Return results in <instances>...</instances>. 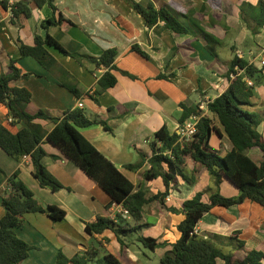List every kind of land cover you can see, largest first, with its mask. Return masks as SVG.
Segmentation results:
<instances>
[{
  "label": "crops",
  "instance_id": "obj_1",
  "mask_svg": "<svg viewBox=\"0 0 264 264\" xmlns=\"http://www.w3.org/2000/svg\"><path fill=\"white\" fill-rule=\"evenodd\" d=\"M15 1L18 0H8ZM25 1L31 11L29 16L12 17L10 8L0 5V74L8 72L10 60H14L21 73L29 74L11 84L30 91L31 100L26 109L31 113L42 109L51 116H62L82 100L81 108L86 116L103 120L108 129L95 123L81 127L80 132L135 185L134 190L142 189L146 197L166 189L161 176L144 178L150 167L148 158L152 155L150 142L154 132L163 125L170 133L177 131L181 104L195 107L220 95L232 79L226 72L228 62L235 55L261 70L260 76L258 73L246 76L253 82L252 102L248 108L257 113L256 128L264 138V66L259 65L264 24L252 33L255 24L246 13L251 11L249 6H244L246 21L240 13L243 2L255 5L259 0H134L151 2L155 8H167L188 26L187 31L181 33L173 32L161 20L147 27L144 18L134 9L133 0H52L71 23L63 21L42 28L41 22L54 14L48 0L40 7L32 0ZM45 32L71 52L99 56L107 48H116L117 69L112 70L116 83L95 95L93 92L104 67H96L87 59L78 60L49 45L46 48L61 69L50 71L32 56L20 54V44L33 45L35 34ZM133 44L144 50L148 58L134 51ZM158 74L166 77H158ZM61 81L76 84L80 96ZM10 118L8 108L0 103V122L4 126L12 132L25 126L23 121ZM214 119L213 124L221 134L212 129L208 143L224 154L232 148V142ZM36 122L45 132L53 126L44 119ZM42 147L46 152L43 164L63 184L56 191L39 184L29 157L16 159L0 147V218L5 213L1 193L8 187V177L14 171H18V177L32 190L39 204L56 205L65 211L64 218L58 220H52L41 211L24 213L22 224L15 231L31 247L18 264H54L60 251L67 257L88 253L90 259L86 264H98L106 253L115 256L119 264H160L165 252L179 237L177 225L184 218L180 210L183 201L199 191L203 192L202 200L208 201L204 190L211 184L209 174L203 165L198 166L187 157L184 172L189 176L196 171L195 180L189 183L176 175L163 197L151 199L144 205L140 220L121 217L127 229L122 235V244L111 229L89 234L85 231L86 222L94 221L97 215L112 218L110 196L46 136ZM140 153L144 158L142 165L126 168L125 164L142 158ZM246 153L256 163L263 159L258 147H251ZM219 191L224 196L239 195V189L226 177H222ZM195 232L222 251L238 257L251 249L264 253V206L250 199L228 207L215 205L202 215ZM139 235L164 242L151 250L156 258L145 252L137 239ZM236 239L244 242L241 249H237ZM216 264H223V260L217 258Z\"/></svg>",
  "mask_w": 264,
  "mask_h": 264
},
{
  "label": "trees",
  "instance_id": "obj_2",
  "mask_svg": "<svg viewBox=\"0 0 264 264\" xmlns=\"http://www.w3.org/2000/svg\"><path fill=\"white\" fill-rule=\"evenodd\" d=\"M40 7L45 0H32ZM48 0L53 10V16L41 22V27L46 28L50 24H60L63 21L71 23L65 15L57 10V7ZM134 9L144 18L147 27H151L158 21H163L165 26L176 33L186 32L188 26L178 20L167 8H155L151 2H131ZM4 9L10 8L12 17L20 14L29 16L31 11L25 0H18L9 4L8 0H0ZM245 5L249 6L246 12L254 22L252 33L256 32L264 24V2L259 0L255 5L243 2L240 6L242 19ZM247 10V9H246ZM54 46L62 53L70 55L78 60L87 59L96 67H104L105 71L97 80V87L94 94L98 95L108 87L116 83V77L112 73L117 69L114 58L117 50L114 47L107 48L99 56H92L83 52H71L66 50L48 32L43 35L35 34L34 44H20L21 55H30L48 70L53 68L61 69L54 57L49 53L46 46ZM132 49L143 57L148 54L136 44ZM244 68L248 76L256 73L260 76L261 70L248 64L244 59L235 55L228 62L227 77L235 73V67ZM70 77L68 72L65 70ZM124 74L134 75L122 71ZM28 73H21L19 68L10 60L7 73L0 74V103L6 105L11 117L14 120L23 121L25 126L16 132L0 122V147L9 155L20 159L28 155L32 164V172L42 187L56 191L63 187V184L45 167L42 158L46 154L42 147L44 136L54 144L68 159L78 165L90 178L110 196L111 203L122 204L129 211V217L133 220H140L144 205L151 199L163 197L170 183L174 182L176 175H181L192 183L195 180V172L189 176L184 172V164L187 157L202 164L210 177L211 184L204 190L208 193V201L202 200L201 191L196 192L192 197L182 203L181 211L184 218L178 223L179 237L171 244V248L165 252L160 264H216V259L221 258L223 264H264V253L260 250L251 249L243 256L238 257L233 253H226L215 246L209 239L196 234L195 227L202 215L208 212L213 206H231L250 199L264 206V138L257 130L259 118L255 111L249 110L253 89L247 86L241 75L231 79L228 87L217 97L206 101L208 114H202L198 105L187 107L181 104L182 112L179 121L183 122L190 115H198L197 131L190 141H181L177 132L170 133L165 125L154 132L150 142L152 155L148 158L150 167L145 171L144 178L152 179L162 177L165 191L146 197L145 192L138 188L118 169V167L100 152L80 132L81 127L95 123H101L107 128L106 123L100 119H91L86 116L81 107L68 109L62 116H51L46 111L38 109L31 113L26 105L31 100V93L25 87L11 84V81L19 77L28 76ZM158 77H166L158 74ZM75 95L80 96L76 84L61 81ZM92 95L94 100L97 98ZM217 119L222 130L232 142V148L224 154H220L212 148L208 139L211 130L221 134L219 128L213 124ZM37 119H44L53 123L52 128L45 132L43 127L36 122ZM108 129V128H107ZM251 147H258L263 154V159L256 163L246 153ZM140 160L136 163L125 164L126 168L135 169L142 165L144 160L141 154ZM165 168H164V167ZM222 177L229 179L238 189L237 197L224 196L219 191V184ZM8 187L1 193V203L5 213L0 218V264H18L28 255L30 244L21 239L15 229L20 227L23 215L26 212H45L52 220L62 219L65 211L56 205L42 206L34 197L32 190L18 177V171H14L8 177ZM176 210V209H174ZM114 219L108 216L97 215L92 222L85 223V231L89 234L101 233L105 229H111L122 244V235L127 229L123 226V219L119 216ZM237 234H233L236 236ZM141 244L154 250L164 243L155 237L139 235L137 237ZM244 245L242 240L236 239L237 249ZM90 259L88 253L75 254L67 257L61 251L58 252L54 264H86ZM98 264H119L118 259L111 253H106Z\"/></svg>",
  "mask_w": 264,
  "mask_h": 264
},
{
  "label": "built area",
  "instance_id": "obj_3",
  "mask_svg": "<svg viewBox=\"0 0 264 264\" xmlns=\"http://www.w3.org/2000/svg\"><path fill=\"white\" fill-rule=\"evenodd\" d=\"M9 3L12 4L13 2H9ZM259 65L260 67L264 66V46L261 50ZM235 69H236V72L230 74L231 78L241 75L247 86H253V82L251 81L250 78L246 76L244 68H240L236 66ZM82 106H83V101L79 100L77 102V107H82ZM198 108L202 111L201 112L202 114L208 111L206 107V102H200V104L198 105ZM10 119H13V118L11 117ZM197 120H198V115L192 114L188 118H186L183 122H180L179 126L177 127L176 132L178 133L181 141L182 140L190 141L193 139V136L197 131ZM22 157L27 158L28 155H24ZM111 205H112V218L116 219L118 218L117 216L125 217L129 215L128 209L125 208L122 204L113 202L111 203Z\"/></svg>",
  "mask_w": 264,
  "mask_h": 264
},
{
  "label": "rangeland",
  "instance_id": "obj_4",
  "mask_svg": "<svg viewBox=\"0 0 264 264\" xmlns=\"http://www.w3.org/2000/svg\"><path fill=\"white\" fill-rule=\"evenodd\" d=\"M208 111H206L205 113H207ZM209 115H211V113L209 112L208 113ZM215 120V119H214ZM217 121V120H216ZM198 166H202V164H200V163H196ZM192 173V172H191ZM144 250H145V252L147 253V254H149V255H151L153 258H156V253L155 254H153V252L151 251V250H149L148 248H146V247H144Z\"/></svg>",
  "mask_w": 264,
  "mask_h": 264
}]
</instances>
